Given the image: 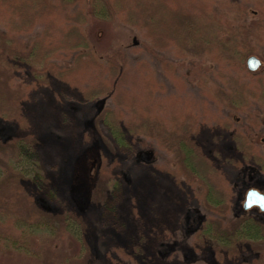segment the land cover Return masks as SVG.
Masks as SVG:
<instances>
[{
	"label": "rangeland",
	"instance_id": "obj_1",
	"mask_svg": "<svg viewBox=\"0 0 264 264\" xmlns=\"http://www.w3.org/2000/svg\"><path fill=\"white\" fill-rule=\"evenodd\" d=\"M148 1L0 0V264L262 261L197 231L264 224V0H172L167 48Z\"/></svg>",
	"mask_w": 264,
	"mask_h": 264
},
{
	"label": "trees",
	"instance_id": "obj_2",
	"mask_svg": "<svg viewBox=\"0 0 264 264\" xmlns=\"http://www.w3.org/2000/svg\"><path fill=\"white\" fill-rule=\"evenodd\" d=\"M149 3L150 1L148 0H114V7L119 14L125 15L129 23H132L131 20L141 21L144 19L150 7ZM152 4H155V12H157L152 25L154 39L161 47L167 48L170 44H177L182 34L179 33L178 29H175V18L169 13L172 0H152ZM66 78L68 81V75H66ZM251 88L253 91L254 85H251ZM237 90L238 95L240 91H243ZM119 138L122 140V137L119 136ZM68 217L71 219L70 216ZM197 235L204 240L207 238L214 240L219 250L226 252L230 256L237 253L240 245H258L257 248L261 252L263 259L261 262L255 261L254 264H264V224L258 222L248 214L230 223L224 222V220L209 218L197 231ZM222 252L220 251L219 254L222 255Z\"/></svg>",
	"mask_w": 264,
	"mask_h": 264
},
{
	"label": "water",
	"instance_id": "obj_3",
	"mask_svg": "<svg viewBox=\"0 0 264 264\" xmlns=\"http://www.w3.org/2000/svg\"><path fill=\"white\" fill-rule=\"evenodd\" d=\"M247 65L250 71H257L262 66V61L256 56H251L247 60ZM253 206H258L264 211V195L257 190L251 189L247 193L243 208L244 210H249Z\"/></svg>",
	"mask_w": 264,
	"mask_h": 264
},
{
	"label": "flooded vegetation",
	"instance_id": "obj_4",
	"mask_svg": "<svg viewBox=\"0 0 264 264\" xmlns=\"http://www.w3.org/2000/svg\"><path fill=\"white\" fill-rule=\"evenodd\" d=\"M251 190V189H250ZM258 191V190H257ZM262 194V193H261ZM264 195V194H263ZM247 196V195H246ZM245 200H246V197H245ZM242 207H243V205H242ZM256 210V211H258V212H261V213H263L264 214V211L260 208V207H255V206H253V208L252 209H249V210H244V208H243V213H248L249 211H252V210ZM248 211V212H247ZM249 215V214H248Z\"/></svg>",
	"mask_w": 264,
	"mask_h": 264
}]
</instances>
